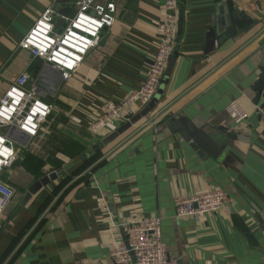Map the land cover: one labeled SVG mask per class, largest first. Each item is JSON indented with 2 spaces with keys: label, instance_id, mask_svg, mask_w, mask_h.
Here are the masks:
<instances>
[{
  "label": "crops",
  "instance_id": "0c3cea01",
  "mask_svg": "<svg viewBox=\"0 0 264 264\" xmlns=\"http://www.w3.org/2000/svg\"><path fill=\"white\" fill-rule=\"evenodd\" d=\"M76 1L0 0V97L25 72L54 106L2 174L14 195L0 216V262L17 241L0 264H115L112 249L126 243L121 224L135 215L161 218L162 243L177 264H264V109L263 99L254 102L264 80V0H179L174 61L149 113L89 157L122 125L89 132L106 103L142 84L165 10L163 0H114V24L62 81L19 42L48 7L61 29ZM221 3L244 14L237 32L217 30ZM214 28L216 41L228 35L207 50ZM233 99L248 113L242 124L226 113ZM180 117L217 152L187 138L175 126ZM53 171L58 178L21 205L28 187ZM212 187L226 193L223 209L174 216L176 196Z\"/></svg>",
  "mask_w": 264,
  "mask_h": 264
},
{
  "label": "built area",
  "instance_id": "2783aa9c",
  "mask_svg": "<svg viewBox=\"0 0 264 264\" xmlns=\"http://www.w3.org/2000/svg\"><path fill=\"white\" fill-rule=\"evenodd\" d=\"M75 4V14L64 18L63 27L58 30L54 25L55 11L46 8L19 42V47L32 58L41 59L57 71L62 81L73 76L85 56L99 44L103 31L115 22L114 0H77ZM163 7L165 15L158 24L155 53L145 63L142 84L122 99L102 107L89 126L92 135L101 134L117 122L128 121L137 107L147 106L157 93L179 30V0H163ZM28 80L27 73L19 74L0 97V216L14 195L2 174L38 135L54 109L51 102L39 96L34 84L28 85ZM226 113L236 125L244 123L248 117L235 99L227 105ZM13 129L15 138L9 136ZM227 201L226 193L214 187L189 196L178 195L173 202L174 216L202 218L223 209ZM121 228L126 243H116L112 249L115 264H177L168 257L162 243L160 217L135 215L123 222Z\"/></svg>",
  "mask_w": 264,
  "mask_h": 264
},
{
  "label": "water",
  "instance_id": "95a60500",
  "mask_svg": "<svg viewBox=\"0 0 264 264\" xmlns=\"http://www.w3.org/2000/svg\"><path fill=\"white\" fill-rule=\"evenodd\" d=\"M179 26L182 20V9L181 6H179ZM219 13L220 17L218 19V25L217 30L219 32L223 31V29H226V32L230 30L231 33H235L239 30L238 24L241 20H244V14L241 11H238L231 7V5H227L226 3H221L219 6ZM236 25V26H234ZM216 29H211L209 32V37L213 39V41L210 43V47H208L207 50H211L215 44L219 45L220 41L225 37V35H228L226 33H222L219 37L221 38L219 41H216L214 39V33ZM173 57L170 58L165 75L163 77V82H165V79L170 74L172 64H173ZM49 67V66H47ZM52 70L50 67L45 70V72H50ZM55 75L58 77V79L61 80L59 73L57 71L52 70ZM36 86V85H35ZM37 87V86H36ZM161 88V86L159 87ZM39 96L41 95L39 88L37 87ZM254 91L256 93L254 102L258 104L260 99H263L262 103L258 106V109L263 110L264 109V80H258L255 84ZM42 96V95H41ZM156 100V96H154L153 100L144 107L141 111H139L137 114L132 116L128 121L122 123L115 132H113L108 137L102 139L99 143H97L90 151L86 153V156L93 155L94 153L98 152L99 149H101L104 145L111 142L113 139H115L119 134L123 133L125 130L129 129L133 124H135L138 120H140L142 117L147 115L150 111V107L154 104V101ZM46 102H51L52 100L50 98L45 99ZM175 126H177L179 129L181 128L182 132L185 134L187 138H190L200 149L204 151H210L212 153H216V149L211 147L212 144L208 142L207 137L202 133L199 129H197L194 125H192L187 119L180 117L177 122H175ZM15 132L16 130H12L9 134L11 138H15ZM59 173L56 171L50 172L43 177L39 178L38 180L34 181L27 189L26 193L24 194L20 204L24 205L27 200L36 193L40 188L49 185L52 181L56 180L58 178Z\"/></svg>",
  "mask_w": 264,
  "mask_h": 264
},
{
  "label": "trees",
  "instance_id": "16d2710c",
  "mask_svg": "<svg viewBox=\"0 0 264 264\" xmlns=\"http://www.w3.org/2000/svg\"><path fill=\"white\" fill-rule=\"evenodd\" d=\"M62 183H60V185L58 184V186H61ZM17 238L11 243V245L9 246V248L7 249V251L4 253L3 258L1 260L0 263H2V261L4 260L5 256H7V254H9V252L11 251V249L13 248L14 244L16 243Z\"/></svg>",
  "mask_w": 264,
  "mask_h": 264
}]
</instances>
